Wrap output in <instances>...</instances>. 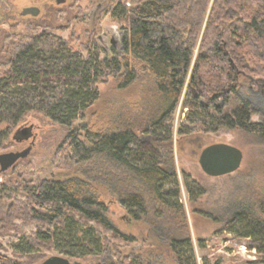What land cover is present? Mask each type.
<instances>
[{"label": "trees", "instance_id": "obj_1", "mask_svg": "<svg viewBox=\"0 0 264 264\" xmlns=\"http://www.w3.org/2000/svg\"><path fill=\"white\" fill-rule=\"evenodd\" d=\"M116 13L126 32L121 57L101 60L100 50L94 49L84 58L65 44L46 52L40 49L44 41L35 36L4 40L11 55L0 62V144L9 132L3 126L15 125L35 111L70 130L71 150L65 159L82 169L66 180H44L26 193L28 201L21 202L26 218L54 226L52 232L39 230L26 239L28 253L56 243L61 253L72 256L63 251L65 242L94 256L109 247L111 264H144L111 246L109 238L117 243L134 240L107 217L112 200L104 199L102 187L135 220L146 215L149 199L186 225L184 208L177 205L174 165L166 158L172 153L173 112L184 88L183 105L195 111L188 114L189 122L205 127L210 119L219 127L264 137V121H251L248 102L219 116L235 92L237 69L264 76V0H125ZM109 79L115 82L112 97L105 100L99 86ZM54 84L59 88L57 100L32 107L28 94L41 98ZM150 94L157 98L155 106ZM117 96L125 119L116 114ZM121 173L134 179V185L121 184ZM185 183L190 193L186 178ZM171 184L174 190L166 191ZM256 210L259 214L239 204L223 230L251 239L250 247L264 254V208ZM167 238L175 264H196L190 237L179 239L168 232ZM41 259L37 256L35 262Z\"/></svg>", "mask_w": 264, "mask_h": 264}, {"label": "rangeland", "instance_id": "obj_2", "mask_svg": "<svg viewBox=\"0 0 264 264\" xmlns=\"http://www.w3.org/2000/svg\"><path fill=\"white\" fill-rule=\"evenodd\" d=\"M54 1L12 0L15 18L12 17L7 23L0 19V62L11 55L8 41H4L8 36L11 40L38 37L44 41L40 49L46 52L65 44L84 58L88 56V51L94 49L100 50L101 60L123 55L125 24L120 21V16H116V11L125 0H65L62 4ZM32 2L39 7V16L17 17L21 8ZM110 40L117 43L112 44ZM237 72L235 92L219 116L230 114L241 102H248L253 109L251 121L263 122L264 96L254 81L264 83V76L253 77L242 69H237ZM2 74L3 70L0 69V76ZM139 74L145 79L142 71ZM114 82L115 79H109L108 84L99 86L105 100L112 97L110 94ZM146 90L151 91V88ZM58 92L59 88L54 84L53 91L45 92L41 98L33 94H28V98L31 99L32 107L41 101L43 106L47 102H55ZM184 93L185 88L173 112L170 124L172 153L166 155V158L172 160L174 165L179 190L177 205L182 204L184 208L186 225L167 208L155 205L149 199L146 200V215L141 214L135 220L128 209L115 202V196L102 187L104 199L112 200L107 204V217L120 232L134 240L130 243H117L109 238V242L111 246L116 245L123 254L140 258L144 264H175L165 244L167 233L171 232L172 236L179 239L190 237L196 264H214L218 260L222 264H264V254L250 247L251 239L223 230L239 204L251 206L257 214L256 209L264 208V137L239 128L219 127L210 119L205 120V127L189 122L188 114H195V111L184 107ZM149 97L154 99L155 106L157 98L152 94ZM117 99L119 106L116 114L125 119L127 115L122 108L121 97L117 96ZM76 124L78 122L74 126ZM27 126H32L33 139L30 137L23 142L14 141V132ZM4 127L9 132L7 139L0 144V154L21 152L28 147L31 149L25 158L0 173V218L3 219L0 221V260L13 264H39L47 257L59 255L79 264H111L109 247V250L103 248L96 256L65 242L62 244L63 251L71 252L72 256L61 253L56 243L53 247L26 252L29 248L27 240L33 238L35 232H52L54 229L52 225L39 224L26 218L21 210L24 206L21 202L28 201L26 193L44 180H66L82 169L81 165H71L72 161L67 162L65 159L71 150L67 140L70 130L43 114L32 111L17 124ZM215 143L229 144L242 151L243 160L236 172L210 177L202 171L198 163L199 153L204 147ZM119 178L121 184L134 185V179H127L122 173ZM185 178L192 190L190 193ZM165 188L168 192L174 190L172 184ZM7 209L10 210L8 216L4 215ZM91 225L96 232L100 231L95 224ZM37 256L42 259L35 262Z\"/></svg>", "mask_w": 264, "mask_h": 264}, {"label": "water", "instance_id": "obj_3", "mask_svg": "<svg viewBox=\"0 0 264 264\" xmlns=\"http://www.w3.org/2000/svg\"><path fill=\"white\" fill-rule=\"evenodd\" d=\"M57 4H62L65 0H55ZM39 11L37 9H25L23 14L31 13L36 15ZM262 93L264 95V83L262 86ZM32 138V126L22 127L18 129L13 139L18 142H23ZM31 147L26 148L21 152H9L0 154V173H3L15 165L17 161L25 158ZM243 160L242 151L232 145L225 143H215L208 145L201 149L198 156V163L202 171L210 177H220L236 172ZM39 264H79L76 261H70L68 258L54 255L47 257Z\"/></svg>", "mask_w": 264, "mask_h": 264}, {"label": "flooded vegetation", "instance_id": "obj_4", "mask_svg": "<svg viewBox=\"0 0 264 264\" xmlns=\"http://www.w3.org/2000/svg\"><path fill=\"white\" fill-rule=\"evenodd\" d=\"M25 2H27V0H24ZM35 2V1H33ZM33 2L32 4H26V6L22 7L21 10L19 11V14L18 16H22V17H28V16H31V17H38L39 14H40V9L39 7L33 5ZM12 0H0V19L3 21V22H8V20H11L12 17H14V13L12 11ZM29 8H32V9H37L39 12L36 14V15H33L31 13H28V14H23V11L25 9H29ZM112 44H116L117 42L114 41V40H110ZM255 84L258 86V89H259V92H261L262 94V86H263V83L262 82H259V81H254ZM263 95V94H262ZM264 96V95H263Z\"/></svg>", "mask_w": 264, "mask_h": 264}]
</instances>
